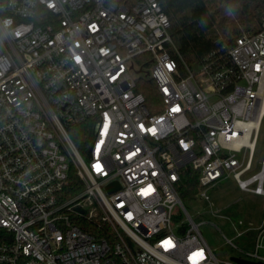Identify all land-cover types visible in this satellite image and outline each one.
I'll list each match as a JSON object with an SVG mask.
<instances>
[{"label":"built area","instance_id":"1","mask_svg":"<svg viewBox=\"0 0 264 264\" xmlns=\"http://www.w3.org/2000/svg\"><path fill=\"white\" fill-rule=\"evenodd\" d=\"M170 29L162 0H0V264H221L180 187L191 169L207 200L231 176L264 196V27L197 71ZM246 255L264 264V223Z\"/></svg>","mask_w":264,"mask_h":264},{"label":"trees","instance_id":"2","mask_svg":"<svg viewBox=\"0 0 264 264\" xmlns=\"http://www.w3.org/2000/svg\"><path fill=\"white\" fill-rule=\"evenodd\" d=\"M162 7L170 19L176 48L191 68L199 66L210 54L226 51L244 33L255 34L264 27V0H162ZM171 55L179 59L176 52ZM136 91L143 93L151 112H159L154 105L158 92L153 81L141 80ZM93 135L92 120L71 129V136L84 156ZM194 174L187 169L180 187L182 199L193 197L199 191ZM81 189L83 185L72 173L69 190L73 194Z\"/></svg>","mask_w":264,"mask_h":264},{"label":"rangeland","instance_id":"3","mask_svg":"<svg viewBox=\"0 0 264 264\" xmlns=\"http://www.w3.org/2000/svg\"><path fill=\"white\" fill-rule=\"evenodd\" d=\"M197 69L193 68L194 71ZM141 75L145 77L143 75L146 74ZM263 157L264 118L255 148L252 174L260 171ZM204 191L209 196L208 200L201 194L182 200L194 221L200 224V232L215 257L221 264L232 263L233 258L248 259L246 253L254 252L258 229L264 223V196L242 190L232 176ZM175 214L185 218L180 206L176 207ZM240 221L243 226L239 225ZM238 232H242V235L237 236ZM226 238L237 248L231 246Z\"/></svg>","mask_w":264,"mask_h":264},{"label":"water","instance_id":"4","mask_svg":"<svg viewBox=\"0 0 264 264\" xmlns=\"http://www.w3.org/2000/svg\"><path fill=\"white\" fill-rule=\"evenodd\" d=\"M111 189H113V186L109 187V190H111ZM233 260L238 262L239 264H262V263H251V262L244 261V260H241V259H236V258H233Z\"/></svg>","mask_w":264,"mask_h":264},{"label":"snow or ice","instance_id":"5","mask_svg":"<svg viewBox=\"0 0 264 264\" xmlns=\"http://www.w3.org/2000/svg\"><path fill=\"white\" fill-rule=\"evenodd\" d=\"M49 7H53V5L52 4H49ZM93 27V29L95 28V25H93L92 26ZM77 62H79V59L77 58ZM175 110V109H174ZM141 127H143V126H141ZM150 131H152L153 132V134H154V132H155V129H151ZM97 167V170H99L100 169V166L99 165H97L96 166ZM170 243V242H169Z\"/></svg>","mask_w":264,"mask_h":264}]
</instances>
